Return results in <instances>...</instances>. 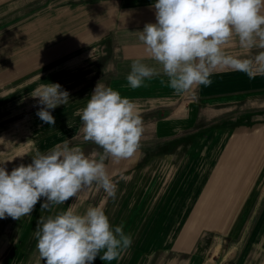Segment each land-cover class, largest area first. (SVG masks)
Masks as SVG:
<instances>
[{"label":"crops","instance_id":"0c3cea01","mask_svg":"<svg viewBox=\"0 0 264 264\" xmlns=\"http://www.w3.org/2000/svg\"><path fill=\"white\" fill-rule=\"evenodd\" d=\"M63 1L0 0V25L10 14L21 16L22 23L32 16L53 13V6ZM79 6L87 12L93 10L94 16L106 11L99 19L106 28L91 42L108 39L116 46L110 53L114 57L122 51L129 58L146 59L130 76L122 73V68L118 72L106 66L104 71L99 69L100 74L111 72L105 82L107 98H164L166 113L164 123L154 128L152 140L135 147L141 153L133 165L135 176L125 175L130 172L126 166L128 149L119 159L109 158L102 170L88 172L106 186L102 198L92 202L93 211L106 212V218L117 216L115 210L123 212V222L110 223L112 230L107 234H134L136 238L139 232L136 253L143 257L142 264L214 261L223 246L222 240H216L228 238L239 225L237 213L264 172V0H85ZM55 20L43 21L48 32L56 28ZM121 30L126 31L127 41L121 40ZM216 30L223 31L225 55L213 52L215 61L206 69L202 44L214 40ZM141 32L148 33L143 40ZM97 54L105 58L109 53ZM57 58L50 56L45 61ZM194 70L198 74L191 77ZM48 73L52 79L59 76ZM59 90L56 85L52 89ZM232 104L250 105L230 112ZM33 106L38 109L42 102L37 99ZM87 107L85 96L80 94L59 101L48 111L32 113L30 117L38 126L51 125V119L58 125L45 128L44 139L37 144L38 155L48 153L51 145L76 139L82 111ZM254 108L257 115H253ZM29 109L28 105L21 110ZM201 118L210 122L203 123ZM39 169L33 167L25 176L39 174ZM47 169L42 168L39 178L24 179L29 187L26 199L32 205L33 217L41 214L50 226L57 223L58 238L65 223L79 225L89 199L80 198L71 208L70 189L76 188V179L70 181L62 172L53 176ZM114 176L119 177L116 185ZM131 185H136L132 196L128 190ZM111 193L121 194L117 206L108 204L115 195ZM18 237L0 232V264L10 260L21 263L19 249L6 259ZM28 251L23 254L28 256Z\"/></svg>","mask_w":264,"mask_h":264},{"label":"rangeland","instance_id":"374dc122","mask_svg":"<svg viewBox=\"0 0 264 264\" xmlns=\"http://www.w3.org/2000/svg\"><path fill=\"white\" fill-rule=\"evenodd\" d=\"M83 1L57 3L53 6V13L32 16L22 23H19L21 16L10 14L5 17V24L8 25H0V232L4 231L13 237L21 236L12 243V250L6 258L19 249L22 251L20 264H47L48 261L50 264H142L143 257L136 253L140 242L139 232L136 238H133L134 234H107V230H112L108 226L110 223L123 222V212L115 210L117 216L106 218V212L93 211L92 202L102 198L106 186L100 179L89 177L88 172L102 170L109 158L119 159L123 157L121 153L124 149H128L129 163L126 166L130 172L125 175L135 176L133 165L141 156L135 147L151 141L154 128L160 122L164 123V98L157 100L125 96L121 101L107 98L109 88L105 90V82L110 79L111 72L102 75L99 69L104 71L106 66L118 72L122 68V73L130 76L129 73L137 65L146 63V59L129 58L122 51L114 57L110 53L116 46L112 47L106 38L98 43L91 42L98 31L106 28L99 21L104 18L106 11L94 16L93 10L87 12L83 10L85 7L79 6ZM68 4L73 5L62 9L61 5ZM50 18L56 19V28L48 32L49 28L43 21ZM96 23L99 26H95ZM215 33L217 36L214 40L202 44L206 69L215 61L213 52L217 50L219 56L225 55L223 31L216 30ZM147 34H141L142 40ZM121 36L122 41L128 40L126 31ZM105 50L109 54L105 58L98 57L97 51ZM89 52L92 55L88 57L86 55ZM50 56L58 58L56 61H45ZM49 71H53V77L59 73L58 78H50ZM196 74L198 70H194L191 77ZM55 85L59 87V92L52 91ZM43 89V93L37 95L36 92ZM80 94L85 96L88 107L82 111L84 114L76 139L58 146L51 145L48 153L38 155L40 148L37 144L44 139L45 128L51 130L58 125L55 119H51V125L38 126L30 115L48 111L55 108L59 101ZM37 99L42 102V106L34 109L33 104ZM262 101L264 103V98ZM28 105V112L22 113L21 109ZM248 105L232 104L230 112H240ZM253 110V115H257L258 110ZM209 122V119L203 121ZM33 167L40 168L39 174L42 168H48L47 172L53 173V176L62 172L69 176L70 181L76 179V188L70 189L73 196L71 208L78 205L80 198L89 199L87 212L82 214L84 216H81L79 225L76 222L65 223L58 238L57 223L50 226L43 215L33 217V212H30L32 205L30 207L26 199L29 187L24 179L40 177L39 174L25 176ZM118 178L114 176L115 185ZM15 185L17 188H14ZM80 185L82 187H78ZM128 187L132 196L136 185ZM252 189L248 200L244 201L243 209L237 213L241 222L232 229L228 238H216V241H223V246L217 250L216 256L213 255L214 261L208 260L207 264H264V172ZM118 196L121 197V194L109 198L108 204L117 206L121 199ZM27 250H30L28 256L23 254ZM8 264L16 263L10 260Z\"/></svg>","mask_w":264,"mask_h":264}]
</instances>
